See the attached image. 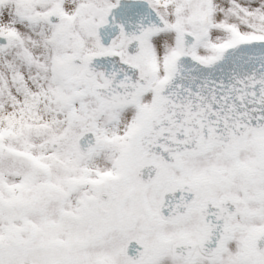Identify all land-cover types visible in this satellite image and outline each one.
I'll list each match as a JSON object with an SVG mask.
<instances>
[{"label": "snow or ice", "instance_id": "snow-or-ice-1", "mask_svg": "<svg viewBox=\"0 0 264 264\" xmlns=\"http://www.w3.org/2000/svg\"><path fill=\"white\" fill-rule=\"evenodd\" d=\"M0 264H264V0H0Z\"/></svg>", "mask_w": 264, "mask_h": 264}]
</instances>
